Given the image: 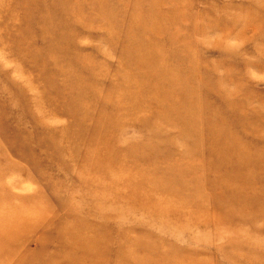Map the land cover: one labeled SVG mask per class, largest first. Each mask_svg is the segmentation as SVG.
<instances>
[{"label":"rangeland","instance_id":"1","mask_svg":"<svg viewBox=\"0 0 264 264\" xmlns=\"http://www.w3.org/2000/svg\"><path fill=\"white\" fill-rule=\"evenodd\" d=\"M0 264H264V0H0Z\"/></svg>","mask_w":264,"mask_h":264}]
</instances>
